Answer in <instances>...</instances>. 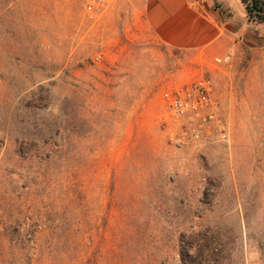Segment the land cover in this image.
I'll return each mask as SVG.
<instances>
[{
  "label": "rangeland",
  "instance_id": "rangeland-1",
  "mask_svg": "<svg viewBox=\"0 0 264 264\" xmlns=\"http://www.w3.org/2000/svg\"><path fill=\"white\" fill-rule=\"evenodd\" d=\"M143 1L0 0V264H264V25L224 0L234 50L193 56ZM202 77L232 140L176 146L162 94Z\"/></svg>",
  "mask_w": 264,
  "mask_h": 264
},
{
  "label": "crops",
  "instance_id": "crops-1",
  "mask_svg": "<svg viewBox=\"0 0 264 264\" xmlns=\"http://www.w3.org/2000/svg\"><path fill=\"white\" fill-rule=\"evenodd\" d=\"M141 12L147 29L169 49L212 57L234 50L235 17L224 0H144ZM240 34L245 37L238 44L257 43L246 29Z\"/></svg>",
  "mask_w": 264,
  "mask_h": 264
},
{
  "label": "built area",
  "instance_id": "built-area-1",
  "mask_svg": "<svg viewBox=\"0 0 264 264\" xmlns=\"http://www.w3.org/2000/svg\"><path fill=\"white\" fill-rule=\"evenodd\" d=\"M88 15H98L117 0H79ZM102 59L101 55L96 61ZM161 125L168 127L176 146L229 144L232 140L229 122L224 118L221 101L215 95L213 81L208 77L177 84L161 97Z\"/></svg>",
  "mask_w": 264,
  "mask_h": 264
},
{
  "label": "trees",
  "instance_id": "trees-1",
  "mask_svg": "<svg viewBox=\"0 0 264 264\" xmlns=\"http://www.w3.org/2000/svg\"><path fill=\"white\" fill-rule=\"evenodd\" d=\"M249 23L264 25V0H241Z\"/></svg>",
  "mask_w": 264,
  "mask_h": 264
}]
</instances>
